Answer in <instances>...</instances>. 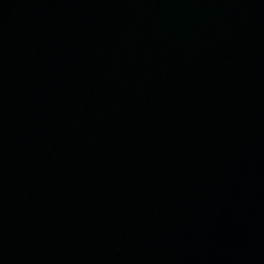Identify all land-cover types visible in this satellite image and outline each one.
I'll return each mask as SVG.
<instances>
[{"label":"water","instance_id":"obj_1","mask_svg":"<svg viewBox=\"0 0 264 264\" xmlns=\"http://www.w3.org/2000/svg\"><path fill=\"white\" fill-rule=\"evenodd\" d=\"M0 264H264V0H0Z\"/></svg>","mask_w":264,"mask_h":264}]
</instances>
